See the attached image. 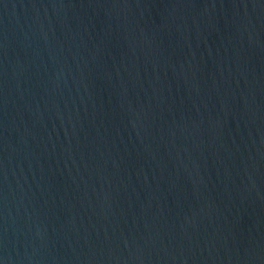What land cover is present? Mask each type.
<instances>
[{"label": "water", "instance_id": "95a60500", "mask_svg": "<svg viewBox=\"0 0 264 264\" xmlns=\"http://www.w3.org/2000/svg\"><path fill=\"white\" fill-rule=\"evenodd\" d=\"M0 264H264V0H0Z\"/></svg>", "mask_w": 264, "mask_h": 264}]
</instances>
